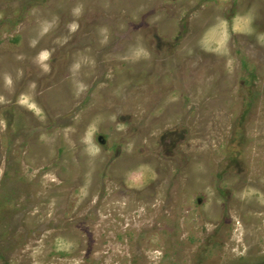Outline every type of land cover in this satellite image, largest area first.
Masks as SVG:
<instances>
[{"label": "rangeland", "instance_id": "374dc122", "mask_svg": "<svg viewBox=\"0 0 264 264\" xmlns=\"http://www.w3.org/2000/svg\"><path fill=\"white\" fill-rule=\"evenodd\" d=\"M264 0H0V264H262Z\"/></svg>", "mask_w": 264, "mask_h": 264}, {"label": "trees", "instance_id": "16d2710c", "mask_svg": "<svg viewBox=\"0 0 264 264\" xmlns=\"http://www.w3.org/2000/svg\"><path fill=\"white\" fill-rule=\"evenodd\" d=\"M262 264H264V262Z\"/></svg>", "mask_w": 264, "mask_h": 264}]
</instances>
